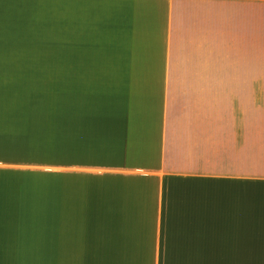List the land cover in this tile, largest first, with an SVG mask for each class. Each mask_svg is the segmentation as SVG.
I'll list each match as a JSON object with an SVG mask.
<instances>
[{"label": "crops", "instance_id": "obj_1", "mask_svg": "<svg viewBox=\"0 0 264 264\" xmlns=\"http://www.w3.org/2000/svg\"><path fill=\"white\" fill-rule=\"evenodd\" d=\"M0 55V259L257 264L264 0H0Z\"/></svg>", "mask_w": 264, "mask_h": 264}, {"label": "rangeland", "instance_id": "obj_2", "mask_svg": "<svg viewBox=\"0 0 264 264\" xmlns=\"http://www.w3.org/2000/svg\"><path fill=\"white\" fill-rule=\"evenodd\" d=\"M0 64H10L7 58L0 55ZM254 231L256 233H264V189L256 188V195L254 200ZM256 237V236H255ZM6 255V254H5ZM12 255L4 256L8 258H1L0 264H27L29 262H37L38 260L33 259V253L26 255ZM261 258L256 259L257 264H264V255H260Z\"/></svg>", "mask_w": 264, "mask_h": 264}]
</instances>
